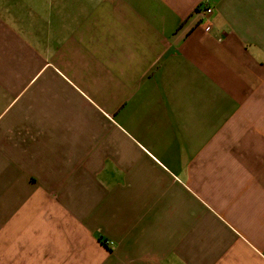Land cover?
Here are the masks:
<instances>
[{"label":"crops","instance_id":"obj_1","mask_svg":"<svg viewBox=\"0 0 264 264\" xmlns=\"http://www.w3.org/2000/svg\"><path fill=\"white\" fill-rule=\"evenodd\" d=\"M0 264H264V0H0Z\"/></svg>","mask_w":264,"mask_h":264},{"label":"built area","instance_id":"obj_2","mask_svg":"<svg viewBox=\"0 0 264 264\" xmlns=\"http://www.w3.org/2000/svg\"><path fill=\"white\" fill-rule=\"evenodd\" d=\"M212 13V8L211 7H205L204 8V14H205V17H209V15Z\"/></svg>","mask_w":264,"mask_h":264}]
</instances>
